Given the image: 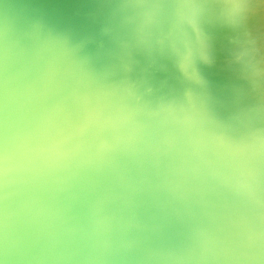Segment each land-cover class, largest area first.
Here are the masks:
<instances>
[{
    "label": "water",
    "instance_id": "obj_1",
    "mask_svg": "<svg viewBox=\"0 0 264 264\" xmlns=\"http://www.w3.org/2000/svg\"><path fill=\"white\" fill-rule=\"evenodd\" d=\"M112 14L125 33L101 32L106 22L60 37L0 7V264H237L216 218L256 187L227 185L234 146L204 91L173 60L122 52L147 26L128 17L125 31ZM263 231L251 221L239 264Z\"/></svg>",
    "mask_w": 264,
    "mask_h": 264
},
{
    "label": "bare ground",
    "instance_id": "obj_2",
    "mask_svg": "<svg viewBox=\"0 0 264 264\" xmlns=\"http://www.w3.org/2000/svg\"><path fill=\"white\" fill-rule=\"evenodd\" d=\"M85 1L86 6L83 8L69 11L53 7L52 0H0V7L16 10L19 15H30L28 11H31L29 17L34 24L41 26L43 23L39 21L42 20L48 23L49 26H45L48 29L67 30L63 34L56 33V38L69 32H78L86 24L102 27L106 22L101 32L111 37L116 33H125L119 29L114 31L115 28L108 24L112 11L122 12L123 16L115 20H121L125 31H128L124 23L128 17L146 24V28L138 30L137 38L125 40L121 46L122 52L131 56L145 51L155 56L158 62L166 58L173 60V65H176L174 72L179 73L183 79L188 78L198 93L204 91L207 100L204 107L214 115L219 130H222L219 134L224 135V142L234 146V169L226 180L227 185L230 186L233 180L236 185L248 177L251 180H248L247 185L256 187L249 202L246 197L242 204L235 206L234 216L227 213L224 219L216 218L233 230L234 259L239 264L237 255L245 250L242 246L247 240L251 221L258 224V230L264 229V55H253L245 36L243 19L233 22L219 7H181L186 4L219 5L224 0ZM256 19H250L247 26L254 27L253 20ZM189 51L193 53L196 72L203 67L202 72H197L199 80L181 70L182 57ZM10 53L14 55V51ZM147 66L154 67L155 64ZM224 124L228 125L227 129ZM238 162L242 165H238ZM256 169L263 172L262 178V172L261 175L255 174ZM181 183L186 184L187 177L184 180L182 178ZM214 213L211 210L209 215ZM252 213L258 222L252 220ZM260 238L262 242L249 247V254L245 253L240 264H264V231L260 233ZM230 254L231 250H228L226 255ZM178 264L200 263L182 260Z\"/></svg>",
    "mask_w": 264,
    "mask_h": 264
},
{
    "label": "clouds",
    "instance_id": "obj_3",
    "mask_svg": "<svg viewBox=\"0 0 264 264\" xmlns=\"http://www.w3.org/2000/svg\"><path fill=\"white\" fill-rule=\"evenodd\" d=\"M181 7L195 9L198 7H219L224 10L227 17L233 22L243 19L245 36L250 42L249 47L253 55H264V0H224L219 5H192L186 4ZM258 18V24L248 27L247 22L252 18ZM181 70L193 78H198L194 67V57L189 51L182 57Z\"/></svg>",
    "mask_w": 264,
    "mask_h": 264
},
{
    "label": "rangeland",
    "instance_id": "obj_4",
    "mask_svg": "<svg viewBox=\"0 0 264 264\" xmlns=\"http://www.w3.org/2000/svg\"><path fill=\"white\" fill-rule=\"evenodd\" d=\"M258 22H259L258 19L253 20V24H255V25L258 24ZM255 25H254V26H255ZM249 43H250V42H249Z\"/></svg>",
    "mask_w": 264,
    "mask_h": 264
}]
</instances>
